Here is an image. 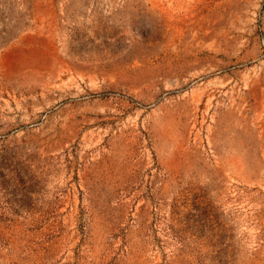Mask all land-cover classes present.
Here are the masks:
<instances>
[{
    "label": "rangeland",
    "instance_id": "obj_1",
    "mask_svg": "<svg viewBox=\"0 0 264 264\" xmlns=\"http://www.w3.org/2000/svg\"><path fill=\"white\" fill-rule=\"evenodd\" d=\"M0 264H264V0H0Z\"/></svg>",
    "mask_w": 264,
    "mask_h": 264
}]
</instances>
